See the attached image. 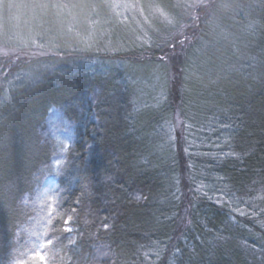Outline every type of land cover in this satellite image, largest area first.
Masks as SVG:
<instances>
[{
  "label": "trees",
  "instance_id": "obj_1",
  "mask_svg": "<svg viewBox=\"0 0 264 264\" xmlns=\"http://www.w3.org/2000/svg\"><path fill=\"white\" fill-rule=\"evenodd\" d=\"M252 1L246 16L223 7L222 17V32L253 21L242 33L249 44L199 53L201 38L213 39L198 25L185 49L177 45L183 55L161 97L143 105L133 67L165 75L160 37L81 51L73 36L52 32L44 39L53 52L77 46L60 70L42 66L62 61L51 53L21 72L0 59V264H36L33 232L44 227L47 264H91L97 249L108 254L100 264H264V2ZM75 3L87 14L103 0H48L64 10ZM45 189L56 201L53 225L41 218L48 202H37Z\"/></svg>",
  "mask_w": 264,
  "mask_h": 264
},
{
  "label": "rangeland",
  "instance_id": "obj_2",
  "mask_svg": "<svg viewBox=\"0 0 264 264\" xmlns=\"http://www.w3.org/2000/svg\"><path fill=\"white\" fill-rule=\"evenodd\" d=\"M215 2L216 0H211V5L205 7L204 5L208 4L209 0H103V3L111 6L104 7L100 13L90 11L86 14L82 9L83 6L76 5V2L70 7L68 6L67 10L60 7L55 14H49L45 12V8L39 7L40 4L48 3V0H0V59L5 62V65L2 64L1 66H3V69L13 67L17 69L22 65L36 64L35 62L38 59L51 53L55 54L54 56L58 55L62 61L57 64L41 63L42 66L49 71L60 70L65 65L64 61H69L71 52L77 48L76 45H82L81 51L90 42L98 44L104 42L105 50L113 49L119 43L127 47H131L133 44L135 46L136 44L152 46V42L158 41L161 34L170 35L178 32L181 24L189 26L184 30L185 36L195 29L197 31L198 25L208 29L206 33L208 32L209 36L207 37L213 39V41L206 42L203 41L204 38H201L198 44L200 47L198 49L199 53L213 51L222 45H224L223 47L237 45L241 39L245 44H249L247 42L248 37L243 38L242 33H246L248 27L251 28L254 22L247 21L243 25H235L234 23L227 25L225 23L222 32V17L228 13L221 6L225 2L222 3V0H220L218 3L216 2L217 5H215ZM250 2L253 1L240 0L231 3L228 12L244 17L249 12ZM254 2L256 1L254 0ZM9 3L16 5V7L8 8ZM176 5L181 6L177 7ZM186 5L193 6L185 7ZM89 13H91V16H89ZM200 18L202 20L201 24H199ZM89 19L96 22L89 23ZM228 27H235L236 31H229ZM52 32L57 33L63 41L73 36L78 40L76 41L77 44L72 45V47L66 45V49L64 48L65 50L60 54L53 52L50 47L45 45L44 39ZM177 38L179 39V37ZM4 39H9L14 43L12 46L7 45ZM41 45L43 46L41 47ZM182 48L185 49L186 47ZM184 49L176 48L175 51H172L166 45L157 47V50H162V55L165 57V60L163 59L167 66L165 75H163L164 69L162 72L161 67H133V71L140 76L134 81L136 84L135 97H138L140 104L143 105L146 101L151 102L161 97V86L164 81L166 82V79L174 76L176 62L180 61ZM190 49L196 51V46L193 45ZM17 59H20V62H16ZM39 68L38 65L35 70L39 71ZM23 69L25 68L20 67L18 71L21 72ZM3 74L1 73L0 76L3 77ZM41 74L45 73L42 72ZM33 77L34 75L30 74V78ZM174 117L175 128L180 127L183 120L178 110ZM172 138L176 139L177 137L174 135ZM66 144L67 140L64 141L59 151L63 152ZM181 149L183 153H186V147L183 146ZM57 159L62 161V158ZM53 165L55 168L58 167L55 163ZM37 195V199L40 195L37 200L40 203L41 199H44L43 194L37 193ZM259 195L257 193L255 197H259ZM37 262L39 260L36 261V264Z\"/></svg>",
  "mask_w": 264,
  "mask_h": 264
},
{
  "label": "snow or ice",
  "instance_id": "obj_3",
  "mask_svg": "<svg viewBox=\"0 0 264 264\" xmlns=\"http://www.w3.org/2000/svg\"><path fill=\"white\" fill-rule=\"evenodd\" d=\"M262 2H264V0H262ZM211 5V0H209V3L204 5L205 7H208ZM86 7H89L92 9V12H96L97 9H101L104 7H110L111 5L107 4V3H100V4H89V5H85ZM177 7L181 6V5H176ZM193 5H186L185 7H192ZM222 7H230V5L224 4L221 5ZM8 8H12V7H16V5L9 3L7 5ZM39 7L41 8H54V7H63V5H57V4H48V3H44V4H40ZM89 16H91V13H89ZM89 23H95V20L89 19L88 21ZM171 22V21H170ZM189 27L188 25H184L181 24L180 25V30L178 32L172 33L170 35H160V43L157 44V47H162L164 45L168 46L172 51H175L177 45L183 47L185 41L188 39L187 36L184 35V30L185 28ZM179 37V39L177 38ZM43 45H41L42 47ZM65 147H67V145H65ZM56 166H59L61 164V161L59 159H57L55 162ZM57 171V174H59L58 169H55ZM49 189H45L43 192V197L44 199H41L40 203L41 205H44L45 200L48 202L47 203V216L46 217H41L42 219H46L47 220V225H53L54 224V213L57 211L56 208V201L54 200V197L51 195H48ZM43 210V209H42ZM73 212H75V209L72 210ZM243 214V213H241ZM253 215H255V213H253ZM72 216H66L63 219V224L65 227H63L62 231L66 232V233H71L73 231L71 225L72 222ZM108 225L105 224L104 228H107ZM48 231L49 229L47 227H44L43 232L42 233H36L33 232V235H37L38 239L42 242H37L33 244V251L31 253H29V259H36L38 258L40 261L44 262V264H47V249L49 248V246L53 245V239L52 238H45L48 235ZM71 243V241H70ZM107 253L104 252L102 249H97L96 250V256L93 257L91 264H100L101 261H103L106 257H107ZM15 264H28V260L25 259H20V260H16Z\"/></svg>",
  "mask_w": 264,
  "mask_h": 264
}]
</instances>
